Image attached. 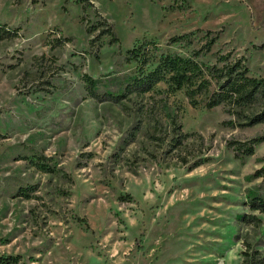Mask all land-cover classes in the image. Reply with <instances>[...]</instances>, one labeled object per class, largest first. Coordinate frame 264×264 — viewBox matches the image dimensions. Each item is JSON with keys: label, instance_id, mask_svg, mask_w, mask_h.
Returning a JSON list of instances; mask_svg holds the SVG:
<instances>
[{"label": "rangeland", "instance_id": "rangeland-1", "mask_svg": "<svg viewBox=\"0 0 264 264\" xmlns=\"http://www.w3.org/2000/svg\"><path fill=\"white\" fill-rule=\"evenodd\" d=\"M90 2L0 0V257L242 264L247 246L264 251L250 208L264 195V122L250 124L264 101L208 109L164 82L133 89L128 53L157 43L144 70L161 53L219 67L230 55L264 78V0Z\"/></svg>", "mask_w": 264, "mask_h": 264}, {"label": "trees", "instance_id": "trees-1", "mask_svg": "<svg viewBox=\"0 0 264 264\" xmlns=\"http://www.w3.org/2000/svg\"><path fill=\"white\" fill-rule=\"evenodd\" d=\"M82 5L83 10L92 5L90 0H76ZM107 26V33L112 36L114 42L118 41L115 36L114 28L104 20ZM9 34L3 27H0V38ZM188 34L172 38V42L187 40ZM215 39L212 38L206 48L209 51ZM158 47L156 42L141 44L139 47L128 50V53L136 63L139 64V77L135 78L133 89H139L143 92H149L159 83L167 84L171 92L184 90L192 106L197 107L199 100L204 98L205 106L208 109L220 106L222 104L232 106L238 109H247L258 102L264 101V78H257L250 75V68L244 64L243 59L231 60L230 55L220 56L218 62L222 66L206 64L198 60L201 52H194L189 57L180 54L161 53L158 56L155 65L144 70L150 59V47ZM89 82L92 79L87 77ZM94 87V86H92ZM264 122V103L260 112L254 114L250 124ZM262 139L252 140L253 145L247 147L245 154L254 153V145ZM179 141V140H177ZM258 177L264 178V168L257 172ZM250 208L253 211L264 213V195L252 197ZM244 220H249L244 218ZM84 221V220H83ZM242 264H264V251H260L251 245L247 246L242 253ZM19 257L2 256L0 264H17Z\"/></svg>", "mask_w": 264, "mask_h": 264}]
</instances>
